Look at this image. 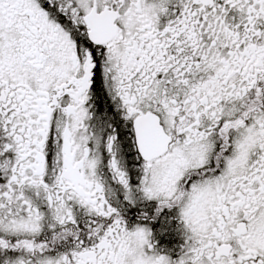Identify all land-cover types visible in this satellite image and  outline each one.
I'll list each match as a JSON object with an SVG mask.
<instances>
[{"label": "snow or ice", "instance_id": "6c2138e0", "mask_svg": "<svg viewBox=\"0 0 264 264\" xmlns=\"http://www.w3.org/2000/svg\"><path fill=\"white\" fill-rule=\"evenodd\" d=\"M0 264H264V0H0Z\"/></svg>", "mask_w": 264, "mask_h": 264}]
</instances>
